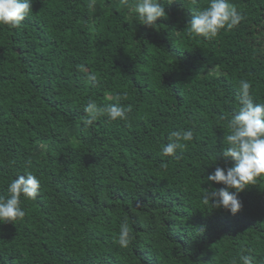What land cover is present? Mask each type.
<instances>
[{"label":"trees","instance_id":"16d2710c","mask_svg":"<svg viewBox=\"0 0 264 264\" xmlns=\"http://www.w3.org/2000/svg\"><path fill=\"white\" fill-rule=\"evenodd\" d=\"M159 2L154 28L137 0H33L19 27L0 24V196L40 180L24 217L0 224V264H264V176L236 215L203 199L223 187L207 175L234 163L240 81L264 103V0H229L243 19L214 37L187 25L211 0ZM90 101L131 111L86 125ZM181 130L192 140L163 155Z\"/></svg>","mask_w":264,"mask_h":264},{"label":"clouds","instance_id":"9594fccd","mask_svg":"<svg viewBox=\"0 0 264 264\" xmlns=\"http://www.w3.org/2000/svg\"><path fill=\"white\" fill-rule=\"evenodd\" d=\"M32 2L33 0H0V24L19 27L32 12ZM92 6L89 4V7ZM135 12L139 23L152 28L158 18L167 15L164 4L159 0H137ZM242 19L243 15L229 3V0H211L205 10L192 15L187 24L189 35L194 33L204 37H214L225 27L231 29L237 26ZM88 79L92 83L96 81L95 76H89ZM250 88V82L240 81V107L228 121L230 134L225 138L228 147L223 149V156L230 157L234 163L227 168L216 166L215 170L206 177L207 182L222 184L223 187L207 191L203 198L204 203L210 202L214 208H222L231 215H236L243 209L244 205L239 199V194L248 186L255 185L257 179L264 176V103H254ZM99 111H106L108 118L115 121L118 118L124 119L126 113L131 111V106L125 108L114 104L99 109L95 102L90 101L85 107V112L91 115L84 123L92 124ZM192 138L191 130L173 131L170 134L171 142L167 143L161 152L165 156H174L178 148L186 146L180 141H191ZM39 189L40 180L31 173L13 179L8 185V192L11 195L7 199L0 196V224H13L14 221L23 218L25 212L20 206L21 195L35 200L39 195ZM129 235V226L126 223L122 224L118 243L126 247L129 243ZM240 259L243 264H253L251 256L245 255Z\"/></svg>","mask_w":264,"mask_h":264}]
</instances>
